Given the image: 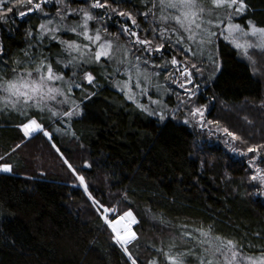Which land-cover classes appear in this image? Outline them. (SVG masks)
<instances>
[{
	"label": "trees",
	"instance_id": "trees-1",
	"mask_svg": "<svg viewBox=\"0 0 264 264\" xmlns=\"http://www.w3.org/2000/svg\"><path fill=\"white\" fill-rule=\"evenodd\" d=\"M65 2L72 9H89L95 17L89 22L90 29L103 32L106 28L118 34L125 45L130 42L121 28L133 25L111 9L131 12L141 38L152 39L145 31L152 26L151 17L145 21L138 15L151 7L148 0H107L109 9L96 10L90 9L94 0ZM245 3L247 8L238 22L264 26V0ZM58 6L56 0H48L43 12L23 18L9 14L0 23L4 53L0 77L10 75L16 61L27 66L25 52L35 51L37 61L41 54L66 57L59 55L61 46L48 38L33 49L36 41L28 35L47 19L55 18ZM21 10L24 8H17V12ZM67 22L78 23L79 17H70ZM59 35L64 40L77 39L70 32ZM160 43V39L154 41L155 45ZM216 43L220 70L214 76L205 73L197 78L200 100L212 101L211 121L241 137L242 142L235 141L237 153L204 138L179 116L161 119L142 111L115 87V81L124 78L115 73L113 62L86 65L82 71L60 66L66 79L75 72L77 83L83 72H91L96 79L92 86L84 84L91 99H82L79 89L73 91L72 99L80 104L82 116L70 121L50 118L47 113L37 116L52 135L50 142L55 147L44 136L26 140L19 127L24 117L0 108V156L4 157L0 163L13 165L11 173L0 172V264H131L62 156L86 178L95 199L105 206L119 207L121 212L130 208L135 213L139 224L134 230L140 239L130 251L139 257L138 264L153 259L166 264L157 249L167 252L184 225L194 235L196 228L211 227L213 236L237 242L242 254L260 256L264 251V187L250 179L255 174L249 163L253 154L248 153L247 158L243 154L248 147L264 145V50L258 54V65L252 66L231 43L223 38ZM176 53L169 49L163 57L156 53L147 58L158 66L167 61L169 67L168 60ZM159 68L163 78L166 70ZM173 100L168 94L167 102L172 106ZM22 143L30 145L16 148ZM258 156L256 167L264 170V150ZM86 164L91 167H84ZM192 246L188 241L179 245V250L188 251ZM185 264H198L195 255Z\"/></svg>",
	"mask_w": 264,
	"mask_h": 264
},
{
	"label": "snow or ice",
	"instance_id": "snow-or-ice-1",
	"mask_svg": "<svg viewBox=\"0 0 264 264\" xmlns=\"http://www.w3.org/2000/svg\"><path fill=\"white\" fill-rule=\"evenodd\" d=\"M83 2L87 3L88 0H83ZM113 2L116 3L119 0H113ZM47 3L48 0H0V23L5 22L9 14L23 18L30 13L43 12V7ZM56 3L59 6L55 18L47 19L46 23L40 24L35 32L30 31L28 35L36 41V44L32 45L33 49H38L42 46L44 39L48 38L61 46L59 55L66 54V57L54 59L51 55L43 56L41 54V58L37 61L35 51L25 52L23 55L27 58V66L21 61H16V67L12 68L11 74L0 77V103L3 104L4 109L14 111L24 117L19 127L26 137L43 131V124L37 118L39 114L47 113L50 118H67L69 121L82 116L83 110L80 104L72 99L74 89L81 91L82 99H91V96L85 91L84 84L92 86L96 77L91 72H83L80 78L81 82L77 83L76 73L74 72L71 78L66 79L63 72L59 70L61 65L63 68L77 67L82 71L86 65L98 64L101 61L113 62L116 65V73H119L123 67V75L127 79L117 81L116 87L125 95L126 99L136 103V106L142 111L149 115L156 114L145 105L138 103L137 100L139 96L147 95V86L152 84L153 76L158 73L147 71L148 61H141L140 55L135 56V62L129 59L133 49L137 52L147 53L149 56L163 53L169 49L182 52L184 54L182 59L173 55L170 60L171 66L175 69V73H171L170 77L173 82H179L182 78L183 83H180V87L184 89L187 98L181 100V103L185 106L192 105L188 111V119L184 122H194L201 128H204L206 124L215 123L217 131H219V122L206 121L204 118L206 109L195 106L196 93L185 88V84L192 83L194 71L202 72L200 67L191 63L189 57L195 58L201 55L202 50L208 45H212L214 39L218 37H223L245 56H248L250 50H264V26H258L248 21L247 30H245L240 24L232 22L234 16L245 12L247 8L245 0H148L151 7L138 15L145 21L151 17L152 26L145 31L151 34L152 39H142L140 33L133 31L127 24L121 28V33L127 34L131 38L132 48L114 43L108 37L106 28L103 32L100 29L94 31L90 29L89 22L93 21L95 17L89 9H72L70 3L65 0H56ZM21 7L24 10L17 12V8ZM109 8L107 0H104V3L94 0L90 4L91 10ZM111 12L124 17L136 28L139 27L131 12H117L116 9H111ZM44 15L47 17L49 14L44 13ZM73 16L79 17L78 23L67 22ZM108 19H111V16ZM68 32L74 34L77 39L64 40L60 38L59 34ZM250 38L255 39L257 43L250 42ZM157 39L162 40L163 43L155 45L154 41ZM3 55V49L0 47V57ZM208 58L215 64L211 54ZM142 64L145 67H142ZM153 67L166 69L167 65H153ZM218 67L217 65V70ZM134 87L139 89L138 93L134 91ZM155 87L159 89L158 85ZM148 98L151 100V97ZM151 102L160 103L159 100ZM65 105L68 106L66 109L63 107ZM32 110H35V114H32ZM160 118L164 119L162 113ZM223 133L231 141H241V137L228 128H223ZM44 134L51 139L50 133L44 132ZM19 147L20 145L16 146V148ZM232 150L236 151L235 148ZM261 150H264V145L251 146L247 148V153L253 154L254 161L260 158L258 154ZM56 151L59 153L60 149L56 148ZM3 159L4 157L0 156V161ZM62 159L69 171L76 176L79 185L83 186L105 225L111 228L113 241L123 249L131 264H138L139 257H134L130 251V246L140 239L139 234L134 231V226L139 224L135 213L130 208L121 212L119 207L105 206L100 200L95 199L88 191L89 184L86 178L77 173L76 168L67 158L62 156ZM253 161H250V166ZM84 167L90 168L91 165L86 164ZM12 171V164L0 163V172L11 173ZM250 179L261 182L259 186L264 187V170L257 168ZM122 221H127V223L123 227L117 228V225ZM182 228L180 236L173 238L167 252H164L163 248L157 249L158 253H163L165 256L166 264H185L186 260L194 255L198 264H245V261L247 264H264V251H261L260 256L254 259L244 257L241 255V246L237 242L218 235L213 236L211 227L194 229L196 235L187 230V225ZM188 241H192L193 246L188 251H180L179 245L187 244ZM148 264H158V260L153 259Z\"/></svg>",
	"mask_w": 264,
	"mask_h": 264
},
{
	"label": "rangeland",
	"instance_id": "rangeland-1",
	"mask_svg": "<svg viewBox=\"0 0 264 264\" xmlns=\"http://www.w3.org/2000/svg\"><path fill=\"white\" fill-rule=\"evenodd\" d=\"M243 15H244V13L241 14V15L234 16L232 22L234 24H240L242 28H245V30H247V24L244 25L243 23L238 22V19L242 18ZM221 27H223V25H221ZM129 28H131L133 31H137L136 27L134 28L133 26H131ZM107 34H108V37L110 39H112L114 43H119L121 45H124L127 48H132L131 38L127 34H125L127 36L125 39H127V41L130 42L129 45H125V44L121 43L122 41L119 40V35L118 34L109 33L108 31H107ZM218 38H223V37H218ZM218 38L214 39V43L212 45H208L206 48H204L202 50L201 55L195 57V59H193L192 57H189L191 63H195L197 65V67H200L202 69V72L201 73H196L194 71L193 72V76H192V83L191 84H185V88L191 89L193 92L196 93V95L194 97V99L196 101L195 106L206 109L205 110V117H204L206 121H211L210 112H211V108H212V105H211L212 101L202 102L200 100V95H201L200 88H201V85L198 84L197 78H202L205 75V73L210 74L211 76H214V75H216L219 72V70H220V62H219V59L217 57V53H216V50H215V49H217V52H218V46H217V43H216ZM250 42H252L254 44L257 43V41L255 39H252V38H250ZM215 43H216V48H215ZM133 50H135V49H133ZM260 51L261 50H255V49L254 50H250L248 56H245L240 50H238V52L241 55V57H243L247 61H249V63L252 66H254V65L257 66L258 65V63L260 61L258 54L260 53ZM177 53H180V54H177ZM177 53L174 54V55L178 59H182L184 54L182 52H180V51H177ZM157 54L160 57H163L162 55H164V52L163 53H157ZM210 54L212 55V59L215 60V64H213L209 60L208 57H209ZM136 55H140L141 56V61H144V60L148 61V65L146 66L147 67V71L152 72V73H158V75H154L153 76L152 84L147 86L148 87L147 95L139 96L137 102L145 105L146 107H148L150 111L155 112L156 114H154L152 116H155L157 118H160V114L162 113L164 118L168 117V116H179V118L182 119L183 122L186 119H188V111H189V108L192 107V105L188 104L187 106H185L184 104L181 103V100H186L187 96H186V93H185L184 89H182L180 87V83H183L182 78L180 79L179 82H173V79L170 77L171 73H175V69L172 66L167 67L165 69L166 73L164 75H162L163 78H161L160 73H163V72L160 70V68L158 69V67H153V65H155V64H154V62H152L150 59L147 58V56H148L147 53H141V52H137L136 51L135 53H132V55L130 54L129 59H132L133 62H135V56ZM154 55H156V54H154ZM170 60L171 59H169L168 61L170 62ZM260 64H261V62H260ZM163 65H168V62L165 61L162 64V66ZM217 65L219 66L218 70H217ZM141 66L145 67L143 64ZM114 68H116L115 64H114ZM263 69H264V65H263ZM256 73L259 76H263L261 72L256 71ZM119 74L123 76L124 80L127 79V77L123 75V67H121ZM117 81H115V87H116V82ZM119 81H121V80H119ZM156 85L159 86V89H157L155 87ZM134 91H136L138 93L139 89H136L134 87ZM170 93L172 94V96L174 98L173 106L170 105L169 102H167V97H168V94H170ZM148 97H151V100H149ZM156 100H159L160 103L156 104V103H152L151 102V101H156ZM63 107L66 109L68 106L65 105ZM0 108H2V109L4 108L2 103H0ZM240 118L245 119L242 116ZM189 123H191L201 133V135L204 138H206L208 140H211V141L216 140V142H220V143L224 144V146L228 150H231V151H233L232 150L233 148H237V147H235V143L236 142L235 141H231L229 137L224 135L223 128H221L219 125H218V127H219L220 130L217 131V125L215 123L206 124L204 128H201L198 124H196L194 122H189ZM247 123H249V122H247ZM44 132H48V131H46L43 128V131H39V132L33 133L31 136H27V137L25 135L24 136H25L26 140H31L35 136H40V137L44 136L46 138V140L48 141V143L51 145L52 144L50 142L51 139H49V137L46 136L44 134ZM29 145H30V143H22V144H20L19 148L28 147ZM52 146H53V144H52ZM233 153H237V150L233 151ZM243 156H245L246 158L249 157L248 153L247 154H243ZM249 163H250V161H249ZM251 168H254L255 170L257 169L256 161L252 162ZM122 222H123L122 223L123 225L119 224V225H117V228H121L127 223V221H122ZM241 255L244 256V257H250V258H253V259L256 258V257H259V256H247V255H244L242 253H241ZM245 264H247V261H245Z\"/></svg>",
	"mask_w": 264,
	"mask_h": 264
}]
</instances>
